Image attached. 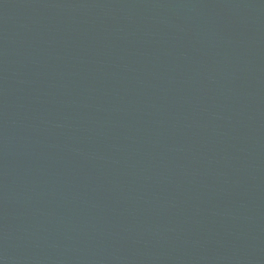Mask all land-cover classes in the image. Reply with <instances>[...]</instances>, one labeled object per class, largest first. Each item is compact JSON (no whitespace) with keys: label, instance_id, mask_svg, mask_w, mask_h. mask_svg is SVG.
<instances>
[{"label":"water","instance_id":"1","mask_svg":"<svg viewBox=\"0 0 264 264\" xmlns=\"http://www.w3.org/2000/svg\"><path fill=\"white\" fill-rule=\"evenodd\" d=\"M0 264H264V0H0Z\"/></svg>","mask_w":264,"mask_h":264}]
</instances>
